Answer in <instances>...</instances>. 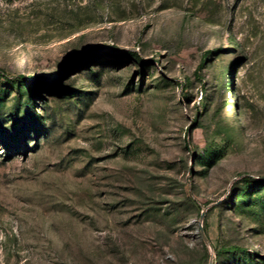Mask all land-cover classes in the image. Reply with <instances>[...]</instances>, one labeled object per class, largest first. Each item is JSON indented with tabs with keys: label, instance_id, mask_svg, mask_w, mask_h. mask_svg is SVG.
Here are the masks:
<instances>
[{
	"label": "rangeland",
	"instance_id": "obj_1",
	"mask_svg": "<svg viewBox=\"0 0 264 264\" xmlns=\"http://www.w3.org/2000/svg\"><path fill=\"white\" fill-rule=\"evenodd\" d=\"M0 264H264V0H0Z\"/></svg>",
	"mask_w": 264,
	"mask_h": 264
},
{
	"label": "trees",
	"instance_id": "obj_2",
	"mask_svg": "<svg viewBox=\"0 0 264 264\" xmlns=\"http://www.w3.org/2000/svg\"><path fill=\"white\" fill-rule=\"evenodd\" d=\"M129 54H130V53H129ZM243 180L246 181V182H251V179H250L249 177L244 178ZM233 248H235V249H241V248H239L238 246H233Z\"/></svg>",
	"mask_w": 264,
	"mask_h": 264
},
{
	"label": "water",
	"instance_id": "obj_3",
	"mask_svg": "<svg viewBox=\"0 0 264 264\" xmlns=\"http://www.w3.org/2000/svg\"><path fill=\"white\" fill-rule=\"evenodd\" d=\"M204 215H205V211H203V212L201 213V218H203ZM201 231H202V234H203L204 238L207 240V237H206V235L204 234L203 229H202Z\"/></svg>",
	"mask_w": 264,
	"mask_h": 264
},
{
	"label": "bare ground",
	"instance_id": "obj_4",
	"mask_svg": "<svg viewBox=\"0 0 264 264\" xmlns=\"http://www.w3.org/2000/svg\"><path fill=\"white\" fill-rule=\"evenodd\" d=\"M25 62L27 63L28 62V59H26Z\"/></svg>",
	"mask_w": 264,
	"mask_h": 264
}]
</instances>
